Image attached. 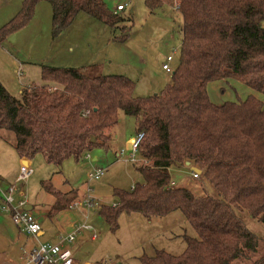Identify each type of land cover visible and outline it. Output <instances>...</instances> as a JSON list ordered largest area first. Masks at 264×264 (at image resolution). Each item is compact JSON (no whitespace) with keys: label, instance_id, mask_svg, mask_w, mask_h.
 Here are the masks:
<instances>
[{"label":"trees","instance_id":"16d2710c","mask_svg":"<svg viewBox=\"0 0 264 264\" xmlns=\"http://www.w3.org/2000/svg\"><path fill=\"white\" fill-rule=\"evenodd\" d=\"M41 1L52 7L55 36L86 13L110 27L113 40L130 37L115 32L132 16L126 19L104 0H23L0 27V41L27 26ZM165 2L182 14L183 40L172 82L161 92L137 97L136 82L124 74L41 65L43 84H29L20 97L0 80V139L10 138L27 160L43 155L60 172L70 157L79 161L96 148L109 149L121 114L130 116L136 134L144 133L137 155L146 163H133L142 181L115 188L116 205L103 204L100 215L116 233L122 214L154 222L179 211L195 232H171L184 244L181 253L154 245L138 264H264V253L251 261L264 237L240 215L264 223V0H146L151 13ZM230 78L257 93L213 102L209 84ZM187 161L202 170L200 179L216 195L172 184L171 170ZM44 187L54 196L50 217L69 207L51 181Z\"/></svg>","mask_w":264,"mask_h":264},{"label":"rangeland","instance_id":"374dc122","mask_svg":"<svg viewBox=\"0 0 264 264\" xmlns=\"http://www.w3.org/2000/svg\"><path fill=\"white\" fill-rule=\"evenodd\" d=\"M104 1L113 11L117 5L129 2V6L120 13L126 19L131 15L132 19L121 23L115 32L119 36L130 34L126 41L113 40L111 28L86 13H80L72 25L55 36L52 7L47 1H41L37 5L27 26L0 41V80L10 93L20 97L23 88L29 84L42 85L41 65L80 68L90 75L124 74L136 82L134 95L137 97L159 93L170 84L172 73L180 62L182 14L168 2L164 3L163 8L151 13L146 0ZM22 2L23 0H1L0 27L17 14ZM169 56L173 59L169 61L172 72L163 69ZM94 64L99 66L85 68ZM208 91L212 101L217 104L228 100H243L255 92L232 78L211 82ZM260 96L264 99L263 94ZM114 132L116 137L109 149L96 148L79 161L70 157L64 161L60 172L41 154L29 160L33 172L28 180L17 184L20 190L16 195L20 196L21 190L23 191L28 205L34 207L30 212L42 225L44 234L35 238L22 233L11 215L0 210V264H34L29 263V253L34 247L40 243H54L51 239L72 233L75 225L83 224L86 220L92 229L82 231L72 246L82 264L87 261L93 264H138V257L144 252L152 253L154 245L175 254L183 251L181 239L168 240L171 232L179 235L184 233L185 228L188 233L195 234L179 211L167 218L155 219L154 222L141 215L122 214L116 233L111 231L100 215L99 209L103 204L116 202L115 188L128 190L142 181V175L135 165L125 160L131 154L130 142L136 136L134 119L121 114V121ZM8 134L13 135L11 132ZM122 150L125 153L118 156ZM18 158L17 151L9 149L0 140V169L8 173V178L20 169ZM192 166L194 165L173 168L171 172L174 184L187 187L199 195H216L209 182L193 178ZM96 169H103L105 173L100 179L91 180L89 176ZM180 174L183 176L180 177ZM47 181H51L53 187L61 191V196L68 201L67 207L83 197L82 194L89 186L93 190L92 196L101 205L90 211L85 207L77 210L68 207L50 217L48 213L54 196L44 187ZM240 215L251 231L264 237L263 222L250 217L246 212H241ZM94 234L95 239L92 238ZM263 253L264 241L258 252L252 255L251 261ZM247 262L249 261L239 264Z\"/></svg>","mask_w":264,"mask_h":264},{"label":"built area","instance_id":"2783aa9c","mask_svg":"<svg viewBox=\"0 0 264 264\" xmlns=\"http://www.w3.org/2000/svg\"><path fill=\"white\" fill-rule=\"evenodd\" d=\"M129 6V2L121 3L117 5L115 12H120L125 10ZM172 60V56H169L167 63L163 65V69L168 72H172V68L169 65V61ZM144 136V133L136 134L135 138L131 140V154L126 161L136 163V164H145V160L138 157V147ZM125 151L122 150L120 155L124 154ZM27 160V159H26ZM32 169L29 163H23L20 166L19 172L16 176L15 182L12 183L5 191H0V210H3L11 215V218L18 226L21 232L31 235L35 238H38L39 234L42 232V225L34 218L33 214L26 209L28 205V200L25 198L23 191L21 190L20 196L16 195V192L20 190L17 184L23 183L32 174ZM105 173L103 169H96L90 174L91 180L100 179ZM193 178L200 179L201 173L195 171L192 172ZM173 184V183H172ZM134 186V185H133ZM132 186V188H133ZM92 188L89 186L86 189V192L78 200L73 201L69 208L77 210L80 207H85L88 211L100 207V203L92 196ZM113 205H116L114 203ZM87 221V220H86ZM83 224L75 225L72 233H69L66 236H60L58 242L54 243H40L37 247L32 249L29 253V263L34 264H82L74 257L73 251L70 247L77 236L82 233L84 230L92 229L91 225L87 222ZM96 237V234L93 235ZM87 264V263H84ZM93 264V263H90ZM102 264V263H97ZM120 264V263H118Z\"/></svg>","mask_w":264,"mask_h":264},{"label":"crops","instance_id":"0c3cea01","mask_svg":"<svg viewBox=\"0 0 264 264\" xmlns=\"http://www.w3.org/2000/svg\"><path fill=\"white\" fill-rule=\"evenodd\" d=\"M0 3H1V0H0ZM131 11H133V9L131 10ZM173 60V59H172ZM10 139V138H9ZM9 139H8V137H3V138H1L0 140L2 141V143H4L9 149H13L14 151H15V149H14V147H13V145L9 142ZM131 143V142H130ZM3 150L4 151H8L6 148H3ZM131 151V150H130ZM118 156H120V153L118 154ZM18 159H19V162L21 163V164H23L24 163V161H26L27 163H29L30 164V162H29V159L28 160H26V158H22V157H20L19 155H18ZM19 163V164H20ZM25 164V163H24ZM19 170V168L16 170V171H14V173H13V176L12 177H9L8 178V173L7 172H5V171H3V170H1L0 169V191H5L9 186H10V184H12V182H14V180L16 179V175L18 174V171ZM181 176H183L182 174H180V177ZM176 182H177V179H176ZM172 183H173V185H175L174 183V181H172ZM176 186V185H175ZM178 186V185H177ZM132 188V187H131ZM68 189H70L71 190V188L70 187H68ZM73 189V188H72ZM191 190V189H190ZM194 192V191H193ZM85 193V192H84ZM195 193V192H194ZM195 194H197V193H195ZM83 195V194H82ZM81 195V196H82ZM199 195V194H198ZM54 203V202H53ZM53 203H52V205H53ZM51 205V206H52ZM33 207V206H32ZM34 208V207H33ZM50 212V211H49ZM49 214V213H48ZM89 230H91V229H88V231ZM84 231H86V230H84ZM23 233V232H22ZM44 234V232H43V228H42V232L39 234V236L38 237H40V236H42ZM172 235V234H171ZM59 237L60 236H58V237H56V238H54V239H51L52 241H56V242H58V240H59ZM92 238L93 239H95L93 236H92ZM77 239V238H76ZM170 239H172L171 238V236L169 235L168 236V240H170ZM39 240V239H38ZM76 241V240H75ZM75 241L72 243V244H70V247H71V249H72V251H73V254H74V257L76 258V260H78L79 262H81L82 263V261H81V259H78V257L76 256V253H75V251H74V249H73V244L75 243ZM55 242V243H56ZM35 248V247H34ZM33 248V249H34ZM85 263H87V264H90L91 262H89V261H87V262H85Z\"/></svg>","mask_w":264,"mask_h":264},{"label":"water","instance_id":"95a60500","mask_svg":"<svg viewBox=\"0 0 264 264\" xmlns=\"http://www.w3.org/2000/svg\"><path fill=\"white\" fill-rule=\"evenodd\" d=\"M24 163H27V162L24 161ZM186 165H188V166L191 165V162L187 161ZM191 168H192L193 171H195L197 173H202V170L200 168L196 167V166H192ZM26 209L30 211V210H32V206L31 205H27Z\"/></svg>","mask_w":264,"mask_h":264}]
</instances>
